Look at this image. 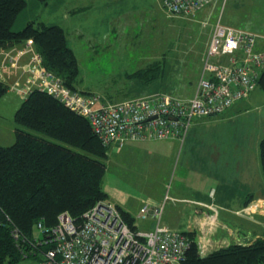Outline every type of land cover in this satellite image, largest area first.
Returning <instances> with one entry per match:
<instances>
[{
    "label": "built area",
    "instance_id": "2783aa9c",
    "mask_svg": "<svg viewBox=\"0 0 264 264\" xmlns=\"http://www.w3.org/2000/svg\"><path fill=\"white\" fill-rule=\"evenodd\" d=\"M218 0H162L168 16H193ZM259 35L250 30L222 23L213 24L193 92L189 96L154 92L119 101L105 99L97 92L68 88L60 77L47 69L30 40L7 59L29 52L23 71L26 85L23 98L32 90L50 94L64 106L84 116L104 146L121 147L128 141L175 139L183 141L194 120L218 116L239 100L248 98L264 70V46L257 48ZM145 201L137 217L153 219L149 229L130 226L111 201H99L76 222L67 211L57 215V222L45 226L32 239L22 238L11 229L18 246L24 241L37 249L38 264H182L190 246L188 236L163 222L164 202ZM199 255L208 252L197 241ZM22 245V244H21Z\"/></svg>",
    "mask_w": 264,
    "mask_h": 264
},
{
    "label": "trees",
    "instance_id": "16d2710c",
    "mask_svg": "<svg viewBox=\"0 0 264 264\" xmlns=\"http://www.w3.org/2000/svg\"><path fill=\"white\" fill-rule=\"evenodd\" d=\"M25 5L26 0H0V48L30 40L47 69L68 88L80 89L78 61L61 26L32 20L14 29ZM145 65L133 72L144 83L164 71L159 57ZM258 84L264 89V70ZM7 90L0 77V96ZM13 119V142L0 144V264H17L24 256L39 255L38 248L42 250V246L31 250L25 241L19 247L11 234L13 227L22 238L32 239L37 222L52 226L62 211L79 222L87 209L108 198L103 177L109 148L102 145L84 116L34 89ZM259 158L264 172V136L259 141ZM116 206L133 227V216ZM188 238L190 246L182 264H264V237L230 243L205 255H199L195 239Z\"/></svg>",
    "mask_w": 264,
    "mask_h": 264
},
{
    "label": "crops",
    "instance_id": "0c3cea01",
    "mask_svg": "<svg viewBox=\"0 0 264 264\" xmlns=\"http://www.w3.org/2000/svg\"><path fill=\"white\" fill-rule=\"evenodd\" d=\"M164 13L162 0H26L24 9L20 11L13 25L14 29H20L33 20L44 25H59L65 33H90V37L94 39L98 33H150L157 29V18L164 20L161 24L166 19L172 23L173 17L167 18ZM256 45L257 48L264 46V35H261ZM23 46L24 42H21L0 48V77L8 85V90L0 96L2 122L4 114L14 121V113L24 100L20 88L26 85L27 74L23 67L29 61V52L19 56L16 64L7 59L9 54H14ZM81 86V90L92 91L89 88L84 89L86 87L79 83V87ZM256 93L255 88L248 98L236 105L234 103V106L231 105L218 116L195 119L181 145L178 140L169 139L168 143L182 146L179 163L183 161V169L171 179V185L164 193L154 192L135 197L128 192L104 185L103 189L109 198L107 200L124 210V207L133 206L135 203H139L140 207L143 200L158 205L163 201V194L167 192L168 198L164 202L162 215L164 224L184 232L190 238L202 241L208 251L230 243H248L255 237L262 236V224L253 229L254 231L246 225L240 228V224H245L241 220L251 221L253 217L240 219L237 212L250 200L258 199L264 214V172L259 158V141L264 135L252 137L247 144H230L231 149L227 150L222 143L214 141L215 135L220 141L214 127L229 122L234 118L233 115H238L239 108L254 100ZM13 140L11 137L10 141ZM4 143L5 141L0 144L9 145V142ZM138 143L145 142H134ZM122 146L119 149L111 146L109 156L115 152L118 154L131 150L137 153L139 150L133 145ZM226 215L234 216L227 218ZM140 220L139 218L136 221L134 217L135 228L142 226L149 229L153 226L151 217Z\"/></svg>",
    "mask_w": 264,
    "mask_h": 264
},
{
    "label": "rangeland",
    "instance_id": "374dc122",
    "mask_svg": "<svg viewBox=\"0 0 264 264\" xmlns=\"http://www.w3.org/2000/svg\"><path fill=\"white\" fill-rule=\"evenodd\" d=\"M165 16L173 17L172 23L166 19L161 24L164 20L157 18V29L150 33H98L94 39L90 37V33H66L68 44L78 61L80 85L92 90L88 92H97L110 101L154 92L189 96L202 68V58L212 26L218 19L226 25L255 32L259 38L264 35V0H218L193 16ZM158 57L162 59L164 71L156 80L144 83L133 74ZM256 90V98L239 108L238 115H233L234 118L229 122L214 127L220 137L219 141L215 135L214 141L222 143L226 150L231 149L230 144H247L252 137L264 135V89L257 84ZM4 116V121L0 120V143L5 141L11 144L15 123L8 115ZM168 142L169 139L126 142L123 146H136L138 152L129 150L111 154L106 160L103 187L106 185L135 197L154 192L164 193L171 185V179L183 169V161L179 163L182 146ZM178 143L181 145L183 141L178 140ZM107 199L105 201H109ZM262 209L258 199H252L243 205L238 210L237 217L253 218L251 221L241 220L245 224H240L239 227L244 228L243 225H246L254 231L262 224L264 228ZM124 210L135 217L136 221L139 219V203L124 207ZM226 216L230 218L234 215ZM139 229L144 228L140 226ZM38 232L36 229V234ZM258 237H264V231ZM195 241L197 243L196 239ZM38 257L39 255L24 256L17 264H38Z\"/></svg>",
    "mask_w": 264,
    "mask_h": 264
}]
</instances>
